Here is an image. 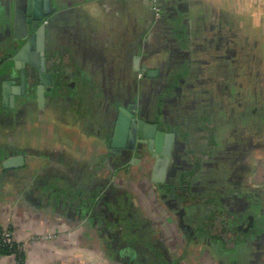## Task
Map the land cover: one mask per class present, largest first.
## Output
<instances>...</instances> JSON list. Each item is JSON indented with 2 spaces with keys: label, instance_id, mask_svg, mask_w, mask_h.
Here are the masks:
<instances>
[{
  "label": "crops",
  "instance_id": "0c3cea01",
  "mask_svg": "<svg viewBox=\"0 0 264 264\" xmlns=\"http://www.w3.org/2000/svg\"><path fill=\"white\" fill-rule=\"evenodd\" d=\"M50 2L30 52L54 84L4 97L0 57V231L17 247L0 264H264V86L247 56L264 52V0ZM30 5L0 0V52ZM133 105L174 134L168 153L112 148Z\"/></svg>",
  "mask_w": 264,
  "mask_h": 264
},
{
  "label": "water",
  "instance_id": "95a60500",
  "mask_svg": "<svg viewBox=\"0 0 264 264\" xmlns=\"http://www.w3.org/2000/svg\"><path fill=\"white\" fill-rule=\"evenodd\" d=\"M29 1L31 5L29 6L27 23L23 22L19 14L16 15L13 29L11 31L10 29L8 30L9 35L12 36V40H8L10 44L9 49L7 48L0 52V57L8 61L9 67L8 83H4V97L6 96L7 88L9 89V82L16 79H20L21 86L20 89L13 88L14 94H20V91L26 94L30 82L36 80L37 76L39 77V84L36 86V89L40 97L44 94L45 86L54 84V73L47 71L45 58H42L38 62L36 53L30 52L36 49L37 39V32L34 34H31V32L37 31L40 22L43 21L46 15L51 13V2L50 0ZM2 39L4 40V37L0 36V40ZM27 63L34 66L39 73L34 68H27ZM17 70H19V73ZM137 115L139 114L135 105L119 109L112 148L115 151H119L121 148L135 150L136 145L139 143V145L147 144L149 150L155 154H159L162 151L165 154L168 153L170 144L174 139V134L160 130L158 123L136 119ZM126 136L127 143L125 145ZM162 148L163 150H161Z\"/></svg>",
  "mask_w": 264,
  "mask_h": 264
},
{
  "label": "rangeland",
  "instance_id": "374dc122",
  "mask_svg": "<svg viewBox=\"0 0 264 264\" xmlns=\"http://www.w3.org/2000/svg\"><path fill=\"white\" fill-rule=\"evenodd\" d=\"M256 40H257V38H253V40H252L253 43H256ZM251 55H253V57H254L253 61H252V65L254 67V71L261 74V76L257 77L255 80L257 81V83H258V85L260 87H263L264 86V52H256L255 51L253 54H250L248 52V54H247L248 58H249V56L251 57ZM260 89L264 90V87L260 88Z\"/></svg>",
  "mask_w": 264,
  "mask_h": 264
},
{
  "label": "built area",
  "instance_id": "2783aa9c",
  "mask_svg": "<svg viewBox=\"0 0 264 264\" xmlns=\"http://www.w3.org/2000/svg\"><path fill=\"white\" fill-rule=\"evenodd\" d=\"M13 243H14V239H13L12 232L10 230L0 231V246L12 245Z\"/></svg>",
  "mask_w": 264,
  "mask_h": 264
},
{
  "label": "trees",
  "instance_id": "16d2710c",
  "mask_svg": "<svg viewBox=\"0 0 264 264\" xmlns=\"http://www.w3.org/2000/svg\"><path fill=\"white\" fill-rule=\"evenodd\" d=\"M17 251V247L15 242L12 245H2L0 246V253L1 254H7V253H11V252H16ZM19 264H23V260L19 259Z\"/></svg>",
  "mask_w": 264,
  "mask_h": 264
},
{
  "label": "flooded vegetation",
  "instance_id": "af4514ba",
  "mask_svg": "<svg viewBox=\"0 0 264 264\" xmlns=\"http://www.w3.org/2000/svg\"><path fill=\"white\" fill-rule=\"evenodd\" d=\"M43 20H44V19H43ZM41 22H42V21H41ZM41 22H40V23H41ZM39 26H40V25H39ZM36 32H37V31H33V32H31V34H34V33H36ZM31 34H30V35H31ZM10 48H11V46H10ZM8 49H9V46H8ZM123 107H128V106H123ZM120 108H121V107H120ZM120 108H119V109H120ZM118 111H119V110H118ZM136 119H143V120H145V119L142 118V117L140 118L139 115H137V118H136ZM145 121H147V120H145ZM159 129H160V127H159ZM160 130H161V129H160ZM162 131H163V130H162ZM164 132H165V131H164ZM166 133H167V132H166ZM137 146H138V145H136V148H137ZM143 146H147V147L149 148V146H148L147 144H144ZM153 153H154V152H153Z\"/></svg>",
  "mask_w": 264,
  "mask_h": 264
}]
</instances>
